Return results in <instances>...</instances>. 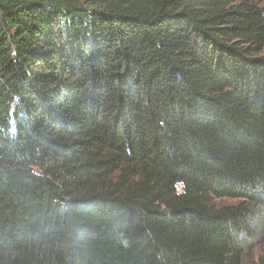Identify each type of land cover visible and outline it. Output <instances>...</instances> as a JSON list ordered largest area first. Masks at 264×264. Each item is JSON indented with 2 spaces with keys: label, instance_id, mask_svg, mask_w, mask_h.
Instances as JSON below:
<instances>
[{
  "label": "trees",
  "instance_id": "obj_1",
  "mask_svg": "<svg viewBox=\"0 0 264 264\" xmlns=\"http://www.w3.org/2000/svg\"><path fill=\"white\" fill-rule=\"evenodd\" d=\"M263 50L264 0H0V264H248Z\"/></svg>",
  "mask_w": 264,
  "mask_h": 264
},
{
  "label": "rangeland",
  "instance_id": "obj_2",
  "mask_svg": "<svg viewBox=\"0 0 264 264\" xmlns=\"http://www.w3.org/2000/svg\"><path fill=\"white\" fill-rule=\"evenodd\" d=\"M227 200L224 199V202ZM261 214L252 224L249 232L242 233V239L246 243L244 260L248 264L264 261V211Z\"/></svg>",
  "mask_w": 264,
  "mask_h": 264
}]
</instances>
